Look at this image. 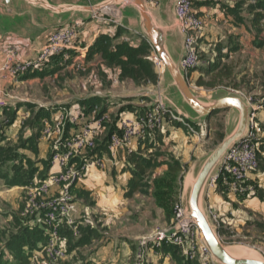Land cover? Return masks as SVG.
I'll return each mask as SVG.
<instances>
[{
    "label": "crops",
    "instance_id": "1",
    "mask_svg": "<svg viewBox=\"0 0 264 264\" xmlns=\"http://www.w3.org/2000/svg\"><path fill=\"white\" fill-rule=\"evenodd\" d=\"M107 1L10 0L7 3V0H0V100L6 103L0 109V136L7 139L2 145L16 146L27 142V147L19 152L30 160L34 159L40 169L26 186L8 187L0 179V195L8 196L13 203L9 210L13 214L6 221V225L13 229L3 232V241L9 247H2L0 264H177L170 256L153 250L147 252L143 262L137 259L138 243L151 238L157 229L169 226L171 220H168L162 203L166 200L164 198L174 195L156 196L154 181L163 178L168 170L167 165H161L148 178L151 185L148 194L135 193L129 197L131 157L139 150L147 156L153 151V147L149 148L152 143L160 141L165 144L168 153L173 154L183 168L179 176L182 192L189 171L196 165L199 167L209 155L201 145L205 141L203 133L208 120L188 113L170 76L156 64L157 83L137 86L132 81H122L120 70L107 68L99 55L89 56L90 48L101 35L115 36L119 28L124 30L123 36H138L135 38L137 44L144 39L138 32L139 18L135 7L122 4L100 10L99 7ZM177 1L160 0L157 5H146L154 23L165 36L169 52L179 61L183 55L184 36L174 14ZM195 1L199 3L195 9L206 22L200 51L208 53L212 45L205 44L219 36L227 42L228 51L238 48L230 54L250 56L249 72L246 68L242 73L239 91L234 90V93L263 102L264 57L260 59V53L264 56V20L258 27L254 17L264 9L257 8L255 0H193L194 4ZM76 22L84 23L79 46L66 54V62L59 58L43 71L19 77L2 71L14 48L19 49V60L33 59L50 33ZM235 41L237 45L233 46ZM155 57L156 53L152 55L154 63ZM88 70H91L89 76L84 75L81 80L66 78L63 86L67 89L63 91L46 86L49 80L56 81L68 74H83ZM203 75L201 70H194L185 76L190 88L198 90L197 93L192 89L198 97L213 99L217 89L196 87L197 80ZM243 76L247 78L243 79ZM113 77L116 81H110ZM106 81H110L113 88L128 84L138 90L133 92L124 88L122 93L126 94L115 95V89H104ZM249 85L252 87L247 89ZM245 88L252 91L247 93ZM119 96L125 101L117 104L115 98ZM163 98L167 108L182 119L185 126L176 127L167 117L161 126L146 129L141 139L134 138L125 148L112 152L111 137L114 134L121 136L120 123L145 115L156 101ZM35 104L38 106H34L36 114L32 116L30 111ZM117 106L121 108L116 113ZM227 110L229 133L237 125L238 112ZM28 112L32 118L27 117ZM258 119L257 138L261 145L258 168L241 182L220 169L215 175L219 178L217 187L205 196L206 208L220 219L219 228L236 230L239 235L247 222L255 221L257 217L264 221V111L259 113ZM33 120L36 124H32ZM13 128L16 129V139L12 141L9 130ZM197 128L201 131H195ZM87 129L96 134V148L79 149L75 146L71 150L70 164L81 173L71 190L76 198V210L67 217L57 214L53 225L47 226L49 211L40 207L44 200L36 194V189L40 183L63 170L53 162V157L68 151L64 147L65 141L83 136ZM37 134L38 151L35 153L29 148L28 141ZM171 142L176 145L172 146ZM44 171L47 172L42 177ZM60 189L53 184L50 196H57ZM27 231L31 232L30 243L20 239ZM11 235L15 237L11 242H15V247L8 242ZM219 236L221 238L220 232ZM52 242L63 247V257L47 256L46 250ZM223 244L226 247L241 245ZM252 248L264 255L262 247L254 245Z\"/></svg>",
    "mask_w": 264,
    "mask_h": 264
},
{
    "label": "built area",
    "instance_id": "2",
    "mask_svg": "<svg viewBox=\"0 0 264 264\" xmlns=\"http://www.w3.org/2000/svg\"><path fill=\"white\" fill-rule=\"evenodd\" d=\"M158 2L159 0H146L147 4L157 5ZM175 11L186 35L185 54L181 59L180 65L185 75H188L199 66L201 40L206 22L195 9L193 0H178ZM83 25L84 23L76 22L53 31L47 37L37 56L30 60H19L17 58L19 49L14 48L2 71L8 72L12 77H19L28 72L45 70L54 58L60 57L66 62V54L79 46ZM121 41L132 46L137 44L135 38L128 36H123ZM155 64L161 70L164 69L163 63L157 57H155ZM244 97L251 106L249 133L232 146L224 157L221 168L224 173L239 182L259 166L261 145L257 138L258 115L264 111V101L258 102L252 97ZM5 106L6 103L0 100V109ZM167 117L171 121H178L184 124L183 120L176 116L160 100L156 101L145 115L121 122V136L114 134L111 137V151L117 152L125 148L134 138L141 139L146 129L161 126ZM95 138V132L87 129L83 136H75L65 141L64 147L68 150L67 152L57 153L53 157V162L57 163L63 170L49 180L40 183L36 189V194L44 200L40 207L49 211L47 226L53 225L57 214L67 217L76 210V198L71 190L72 186L80 178L81 173L70 164L71 150L75 146L79 149L93 150L96 148ZM217 180L218 177L212 179L209 185L210 188L217 187ZM53 184L60 186L61 189L57 196L51 197V186ZM214 219L217 223L218 218L214 217ZM164 245L178 247L181 254L192 261H197L200 264H214L209 250L202 243L197 226L187 218L180 199L174 204L171 224L167 228L157 229L151 238L138 243L137 259L143 262L149 250L159 252ZM46 251L49 258H61L64 255L63 247L56 246L54 242L51 243Z\"/></svg>",
    "mask_w": 264,
    "mask_h": 264
},
{
    "label": "trees",
    "instance_id": "3",
    "mask_svg": "<svg viewBox=\"0 0 264 264\" xmlns=\"http://www.w3.org/2000/svg\"><path fill=\"white\" fill-rule=\"evenodd\" d=\"M255 1H257V8L264 9V0ZM254 18L255 21H257L256 25L259 27L260 22L264 20V12L257 14ZM123 32L124 30L119 28L115 36L101 35L90 48L89 56L93 57L97 54L101 57L103 64L107 68L120 70L119 78L122 81H132L137 86L156 84L158 75L155 71V63L152 61V55L155 53L153 47L145 38L135 46L125 43L121 41ZM237 49L238 48H232L228 54L235 52ZM59 58L60 57L54 58L52 62ZM231 72L232 69L229 68V66L222 67L220 66V62H217L212 67L208 66L205 69L204 75L197 80L196 85L205 90H215L221 86H225L223 85V78H231ZM29 73L31 72H28V74ZM207 78L209 80H207ZM238 87H235L234 90L239 91ZM216 112H214L213 115L216 114ZM32 124H36V120H33ZM174 124L176 127L185 126L178 121H174ZM38 136L39 134L28 141L31 144L29 148L35 153L38 151ZM3 142H7V139L0 136V179L4 180L8 187L29 185L38 170L34 166H31V161L27 160L28 158L25 155L19 152V149L27 147V142H23L16 146L8 144L2 145ZM152 147L153 146L149 145L150 149H152ZM156 158L158 157L156 156ZM156 158L151 155L145 156L141 150L131 157L133 167L131 168L132 179L129 183L128 196L133 197L135 193L147 195L148 189L151 187L148 183V178L157 167L167 165V172L159 181H154V186L156 187L155 190H157L156 196L174 195L173 197L164 198L166 200H163L162 203L166 210L168 220H171V224L173 218V204L177 202V198L175 197L177 194L173 193V191L174 188L177 189L180 182L179 176L183 168L179 161L173 156H167V160L163 162L157 161ZM45 165H47L46 162ZM46 172L47 171L42 172L41 176L43 177ZM30 233L29 231L22 233L20 239L23 238L24 242H29ZM10 239L11 240L8 241L9 244L15 237L12 236ZM159 252L163 255L170 256L177 264H199L197 261H192L183 256L180 249L176 246L164 245Z\"/></svg>",
    "mask_w": 264,
    "mask_h": 264
},
{
    "label": "water",
    "instance_id": "4",
    "mask_svg": "<svg viewBox=\"0 0 264 264\" xmlns=\"http://www.w3.org/2000/svg\"><path fill=\"white\" fill-rule=\"evenodd\" d=\"M7 3H10V0H7ZM122 4L135 7L139 18L138 32L148 40L158 59L163 63V71L170 76L173 86L180 93L188 113L195 114L198 119L210 120L213 113L218 110L234 109L238 112L235 129L227 133L222 143L201 164L199 163V167L196 165L185 177L180 200L187 218L197 226L202 243L209 250L214 264H264V255L255 248L244 245L224 246L205 205L208 185L222 168L224 157L235 143L249 133L251 106L241 94L219 91L213 99H206L198 97L192 91L180 65L185 54L186 35L176 15L175 8L174 14L180 23V30L184 36L183 55L179 61H176L169 52L165 36L154 23L146 0H108L99 9ZM162 103L167 107L164 98Z\"/></svg>",
    "mask_w": 264,
    "mask_h": 264
},
{
    "label": "rangeland",
    "instance_id": "5",
    "mask_svg": "<svg viewBox=\"0 0 264 264\" xmlns=\"http://www.w3.org/2000/svg\"><path fill=\"white\" fill-rule=\"evenodd\" d=\"M198 5H199V3L195 1L194 7L196 8V6H198ZM132 36L134 38L138 37L136 35L135 36L132 35ZM236 43L237 42L235 41V43H233V46H236L237 45ZM209 44H211L212 46L209 47L210 50H208L209 51L208 53H206L205 51H203V52L200 51L201 52L200 58H199L200 63H199V66L196 68V70H201V72L204 73L205 69L208 66L212 67L217 62H220V66H222V67L229 66V68L232 69V72H231L232 77L231 78H229V77L223 78V82H224L223 85H225V86H221V87L217 88V91L218 92L221 91L223 93L234 94V88L241 85L240 79H241L242 73L245 71L246 68H248V72H249L248 64L250 63L251 58H250V56H246V54H240V53L239 54H236V53L228 54L229 51L226 48L227 42L225 40H222L219 36H217L212 42H207L205 44V46L209 45ZM262 54L263 53L261 52L260 53V59H262L264 57ZM259 61L257 62V65L260 66L261 64L259 63ZM60 62L63 63L62 60H60ZM261 63H262V61H261ZM257 65H255V66L257 67ZM90 73H91V70L90 71L88 70L87 72H83V74H79V73L72 74L71 73V74H68L67 76H65L59 80H56V81L49 80L46 86L52 87L53 88L52 90L58 89L59 91H63L64 89H67L63 86L66 78H68L69 80L79 78V80H81L84 78V75L89 76ZM77 76H79V77H77ZM250 76H252V75H250ZM242 78L244 79L247 77L243 76ZM108 80H110V79H108ZM112 80L116 81V78L113 77L110 81H112ZM207 80H209V79L207 78ZM110 81H106L107 85H105L104 89H106V87H108V89H115V91H116L115 95L126 94V93H122V90L124 88L127 90H131L133 92H134V90H138V88H136L135 86H133V85L129 86L128 84L126 86L118 84V86L116 88H113V85L111 83H109ZM87 86H88V84H86V87ZM86 87H85V89H86ZM251 87L252 86L249 85L247 87V89H249ZM263 87H264V83H263ZM71 88H73V87H71ZM68 89H69V91H73V89H70V88H68ZM192 89L198 93L197 89H195L194 87ZM247 89H246L247 93H250L252 91V89L251 90H247ZM58 98L59 97H56V99H58ZM115 100L117 101V104L120 103L121 101H125V99L123 97H120V96H119V98L116 97ZM115 100H113V101H115ZM109 102L111 103V101H109ZM34 106L36 108L38 105L37 104L33 105V108L30 111L32 116H34L36 114V109L34 108ZM119 108H121V107L120 106L116 107V109H115L116 113L118 112ZM31 114L28 112L27 117L32 118ZM228 114H229L228 110H219L218 112H216V114H214L212 116V118L210 120L207 121V126L205 128L204 133H203V137H204L205 141L204 142L202 141L203 143H201V145H203V150L206 152L208 151L207 154H211L217 148V146H219L222 143L223 139L227 135L226 120H227ZM197 129H195V131H201L200 128L198 130ZM9 131H8L10 133L9 137L11 138L12 141L15 140L16 139V129L14 130V128H13V129H10ZM188 131H189V129H188ZM163 145H165V144L161 143L160 141L152 143L153 151L150 152L148 155H151L154 158H156V156H157L158 157V158H156L157 161H160V160L165 161V160H167V156H173V154L168 153L167 148H165ZM171 145L174 146V145H176V143L171 142ZM27 160H30V159H27ZM33 160L34 159L30 160L31 166H34L39 171L40 169L37 167V165H36L37 163ZM211 182L209 183V185L211 184ZM181 185H182V183H181ZM181 185L178 184L177 189L174 188V191H173V193L177 194L176 195V198H177L176 201H178L180 199V196L182 194V192H181L182 186ZM209 185H208L207 192H212L213 188H210ZM5 206H8V208H6ZM10 206L13 208L12 200L9 199L8 196H4L1 194L0 195V251L2 250V247H4L5 245H8V244H6V242L3 241V239H4L3 232H11L13 229V228H9V226L6 225V221H8V219L10 218V215L13 214L12 212L9 211V210H11ZM173 206H174V204H173ZM1 210H3V211H1ZM7 211H8V213H6ZM208 213L211 217V221L217 227V232L218 233L220 232L222 242H226V245H228L227 243L241 244L244 246H247L246 244H250L252 247L255 245V246L262 247L264 249V221L262 220V218L257 217L255 219V221L247 222V225H245L242 228L243 233H241V235H239V233L236 230H226L225 229V231H224L222 226L219 228L220 219H218L217 223L215 222V219H214V217H217L218 215H216V213L212 214L209 209H208ZM11 237L12 236H9L8 240H11L10 239ZM14 241H15V239H14ZM14 243H10L11 247L16 246ZM8 247H9V245H8ZM6 251L7 250L3 251V254ZM1 254L2 253L0 252V257H1Z\"/></svg>",
    "mask_w": 264,
    "mask_h": 264
}]
</instances>
